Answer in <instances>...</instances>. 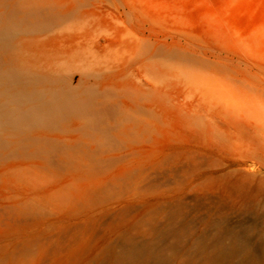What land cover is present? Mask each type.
I'll list each match as a JSON object with an SVG mask.
<instances>
[{"label": "rangeland", "instance_id": "obj_1", "mask_svg": "<svg viewBox=\"0 0 264 264\" xmlns=\"http://www.w3.org/2000/svg\"><path fill=\"white\" fill-rule=\"evenodd\" d=\"M0 264H264V0H0Z\"/></svg>", "mask_w": 264, "mask_h": 264}, {"label": "bare ground", "instance_id": "obj_2", "mask_svg": "<svg viewBox=\"0 0 264 264\" xmlns=\"http://www.w3.org/2000/svg\"><path fill=\"white\" fill-rule=\"evenodd\" d=\"M19 12V11H18ZM15 13V14H14ZM13 14L14 15H16V17H17V12H14L13 11ZM12 14V15H13ZM10 17H12V16H10ZM15 18V17H14ZM38 15H37V13L35 12V11H33L31 14H30V16H29V19L30 20H32V21H34V20H36V21H38ZM26 19V18H25ZM11 21V20H10ZM12 21H13V19H12ZM11 21V22H12ZM35 22V21H34ZM9 23V22H8ZM10 24V23H9ZM8 26V25H7ZM10 26V25H9ZM12 27V26H11ZM7 28H10V27H7ZM7 31L9 30V29H6ZM63 95H65V94H63ZM72 96V95H71ZM60 101H58V103H61V102H63L64 103V105L65 106H61L60 108L63 110V111H65V110H78L79 109V105H77V103L75 102V101H73V100H70V99H66V100H61V99H59ZM60 108H59V110H60Z\"/></svg>", "mask_w": 264, "mask_h": 264}]
</instances>
